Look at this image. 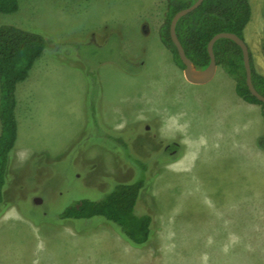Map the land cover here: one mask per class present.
<instances>
[{
    "label": "rangeland",
    "instance_id": "1",
    "mask_svg": "<svg viewBox=\"0 0 264 264\" xmlns=\"http://www.w3.org/2000/svg\"><path fill=\"white\" fill-rule=\"evenodd\" d=\"M250 2L245 39L264 74V0ZM165 10L166 0H20L0 12V25L53 43L17 88L0 264H264V241L251 249L241 228L264 183L261 157L244 155L258 122L219 111L222 66V83L186 80L160 38ZM186 137L197 143L181 161ZM143 174L137 209L154 213L152 244L135 245L102 216L60 218Z\"/></svg>",
    "mask_w": 264,
    "mask_h": 264
},
{
    "label": "trees",
    "instance_id": "2",
    "mask_svg": "<svg viewBox=\"0 0 264 264\" xmlns=\"http://www.w3.org/2000/svg\"><path fill=\"white\" fill-rule=\"evenodd\" d=\"M194 1L166 0L164 20L159 32L173 60L183 69L185 64L172 40L170 25L175 13ZM19 7L20 0H0L2 13L15 12ZM251 19L250 0H204L196 9L180 18L177 34L195 65L205 68L210 63L208 43L211 38L219 32L229 31L245 39L246 27ZM48 45L52 46L53 43H49L48 38L39 31L27 30L14 24L0 25V202L3 201L10 154L18 138V84L28 78L33 65ZM214 52L218 65L236 81L238 95L248 102L261 105L264 115V103L251 93L246 82L242 48L232 39L220 38L215 42ZM250 54L254 85L264 94V74L256 69L251 49ZM257 144L264 148V133L257 137ZM173 146L168 144L166 149L169 153ZM137 162L146 173L149 161L141 157L136 159ZM147 186L145 174L133 182H116L113 189L100 199L75 200L64 208L60 218L89 219L102 216L119 225L124 236L135 245H150L155 240L154 213L150 209H143L142 205L137 209L141 193Z\"/></svg>",
    "mask_w": 264,
    "mask_h": 264
},
{
    "label": "crops",
    "instance_id": "3",
    "mask_svg": "<svg viewBox=\"0 0 264 264\" xmlns=\"http://www.w3.org/2000/svg\"><path fill=\"white\" fill-rule=\"evenodd\" d=\"M216 75H217V72L215 76ZM215 76L210 81L203 83V84L213 82L215 80ZM220 76L221 78L224 79L225 83L222 86H220V88L218 86V88L220 89V95H221V99H219V104H220L219 111H222L223 113H227L228 115L231 112L235 114L237 112H240V113L245 114L246 117H249V118L254 117L257 120L258 123L256 125L258 127L259 132H257L258 134H255L252 136L253 140L249 144L250 149L248 150L246 148L244 151V155L251 156V154L257 153L261 157L262 162L264 164V148L259 147L258 144L254 140L258 136L264 133V115H263L262 106L256 103L248 102L244 100L241 96H239L236 91V81L234 80L232 76L226 73V71L223 70ZM216 83H222V82L217 81ZM201 136L203 139V143H205L206 134L202 133ZM196 143L197 141H195L193 138H190V137H186L182 139L181 147H184V151L180 158L181 161L187 158L191 154V152L193 151L192 146H194ZM249 191L252 192L250 189ZM256 192L259 193L260 195V197H258L260 201L257 203V207H255L254 209L252 204L246 206V208L249 210H248V213L244 214V218L241 221V228L243 230L244 240L248 242L249 247L251 249H252L253 242L264 241V183H263V186L260 187Z\"/></svg>",
    "mask_w": 264,
    "mask_h": 264
},
{
    "label": "water",
    "instance_id": "4",
    "mask_svg": "<svg viewBox=\"0 0 264 264\" xmlns=\"http://www.w3.org/2000/svg\"><path fill=\"white\" fill-rule=\"evenodd\" d=\"M204 0H195L190 6L180 9L175 13L171 20L170 33L173 42L175 43L179 55L185 64L184 74L186 79L195 84H203L210 81L216 74L218 69V63L216 59V54L214 52L215 42L220 38H229L234 40L243 51V60L246 69V82L251 93L257 97L260 101L264 103V94H262L254 85L252 77V66H251V54L250 47L246 39L242 38L238 34L229 31H222L214 35L208 43V51L210 54V63L205 68H198L194 61L187 55L186 50L180 41L177 34V24L181 17L190 13L196 9ZM39 199H36L38 201Z\"/></svg>",
    "mask_w": 264,
    "mask_h": 264
},
{
    "label": "flooded vegetation",
    "instance_id": "5",
    "mask_svg": "<svg viewBox=\"0 0 264 264\" xmlns=\"http://www.w3.org/2000/svg\"><path fill=\"white\" fill-rule=\"evenodd\" d=\"M176 146L179 148H181V146L180 145H178V144H176ZM179 151H180V149L178 150V149H172L171 151H170V154L172 155V157H174V156H176V155H178V153H179Z\"/></svg>",
    "mask_w": 264,
    "mask_h": 264
}]
</instances>
